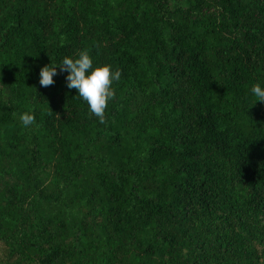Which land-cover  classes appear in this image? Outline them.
I'll return each mask as SVG.
<instances>
[{
	"label": "trees",
	"instance_id": "trees-1",
	"mask_svg": "<svg viewBox=\"0 0 264 264\" xmlns=\"http://www.w3.org/2000/svg\"><path fill=\"white\" fill-rule=\"evenodd\" d=\"M82 50L103 124L38 82ZM254 83L264 0H0V264H264Z\"/></svg>",
	"mask_w": 264,
	"mask_h": 264
},
{
	"label": "clouds",
	"instance_id": "clouds-1",
	"mask_svg": "<svg viewBox=\"0 0 264 264\" xmlns=\"http://www.w3.org/2000/svg\"><path fill=\"white\" fill-rule=\"evenodd\" d=\"M57 66L61 72H66L67 89H75L76 95L87 104L88 112L103 124L107 104L115 95L112 85L120 80V70H113L107 64L93 66L90 55L82 50L75 57L64 56L58 63H48L40 67L38 82L41 87H47L54 82ZM249 91L255 97L253 104L257 101L264 102V86L260 83L252 84ZM19 120L22 126L28 127L33 124L34 116L30 112L21 113Z\"/></svg>",
	"mask_w": 264,
	"mask_h": 264
}]
</instances>
